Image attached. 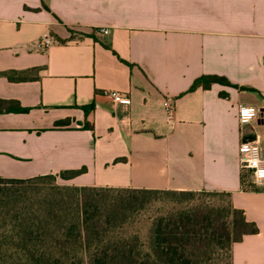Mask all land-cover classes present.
Listing matches in <instances>:
<instances>
[{"label":"crops","instance_id":"obj_1","mask_svg":"<svg viewBox=\"0 0 264 264\" xmlns=\"http://www.w3.org/2000/svg\"><path fill=\"white\" fill-rule=\"evenodd\" d=\"M0 100V176L230 192L258 226L232 264H264V183L243 185L239 154L260 137L238 119L264 107V0H0Z\"/></svg>","mask_w":264,"mask_h":264},{"label":"trees","instance_id":"obj_2","mask_svg":"<svg viewBox=\"0 0 264 264\" xmlns=\"http://www.w3.org/2000/svg\"><path fill=\"white\" fill-rule=\"evenodd\" d=\"M213 82L253 90L216 75L193 87ZM86 170L0 176V264H232L233 243L258 232L230 192L59 182Z\"/></svg>","mask_w":264,"mask_h":264},{"label":"built area","instance_id":"obj_3","mask_svg":"<svg viewBox=\"0 0 264 264\" xmlns=\"http://www.w3.org/2000/svg\"><path fill=\"white\" fill-rule=\"evenodd\" d=\"M99 31L107 32L108 30L102 27L99 28ZM38 43L42 48H46L49 44L53 43V40L49 37H45L39 40ZM107 95L111 98L113 102H131V97L129 96V94L120 92L118 90H108ZM163 105L168 110H171V105L168 99L163 101ZM242 107H251L255 110L254 115H251L250 118H248L247 123H250L251 121L257 118L264 116V112H262L257 106L241 104L238 107V119L243 124L245 123L243 122V118L241 115ZM239 154L241 167L249 169L251 171L253 180L255 181L256 177L254 174L257 172L258 168L264 169V142L260 138L243 139L239 145ZM256 161H259L258 168L257 166H250L251 164H255ZM262 183H264V180L261 181V184Z\"/></svg>","mask_w":264,"mask_h":264},{"label":"clouds","instance_id":"obj_4","mask_svg":"<svg viewBox=\"0 0 264 264\" xmlns=\"http://www.w3.org/2000/svg\"><path fill=\"white\" fill-rule=\"evenodd\" d=\"M254 109L251 107H242L241 108V115L243 118V122L247 123L248 122V118H250L251 115H254ZM258 163L259 161H256L255 164H251L250 166H257L258 168ZM256 179H255V183H257L258 186L261 185V181L264 180V169H259L257 170V172L254 174Z\"/></svg>","mask_w":264,"mask_h":264},{"label":"rangeland","instance_id":"obj_5","mask_svg":"<svg viewBox=\"0 0 264 264\" xmlns=\"http://www.w3.org/2000/svg\"><path fill=\"white\" fill-rule=\"evenodd\" d=\"M255 125V134L260 137V139L264 142V123H258L256 120H254ZM60 183L61 180H59ZM221 199H224L223 197H219Z\"/></svg>","mask_w":264,"mask_h":264},{"label":"water","instance_id":"obj_6","mask_svg":"<svg viewBox=\"0 0 264 264\" xmlns=\"http://www.w3.org/2000/svg\"><path fill=\"white\" fill-rule=\"evenodd\" d=\"M260 110H261L262 112H264V107H263V108H260ZM260 122H264V117H263L262 120H260Z\"/></svg>","mask_w":264,"mask_h":264}]
</instances>
